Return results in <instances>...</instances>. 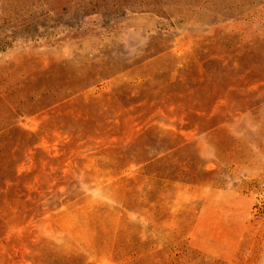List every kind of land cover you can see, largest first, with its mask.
<instances>
[{
  "label": "rangeland",
  "instance_id": "rangeland-1",
  "mask_svg": "<svg viewBox=\"0 0 264 264\" xmlns=\"http://www.w3.org/2000/svg\"><path fill=\"white\" fill-rule=\"evenodd\" d=\"M0 210V264H264V0H0Z\"/></svg>",
  "mask_w": 264,
  "mask_h": 264
},
{
  "label": "trees",
  "instance_id": "trees-1",
  "mask_svg": "<svg viewBox=\"0 0 264 264\" xmlns=\"http://www.w3.org/2000/svg\"><path fill=\"white\" fill-rule=\"evenodd\" d=\"M176 149H178V146L173 147L169 149V153H173ZM155 158L148 159L146 161H143L141 163H136V166H148L151 165L154 162ZM116 162V161H115ZM118 162V161H117ZM120 178L119 176L114 177L113 179L118 180ZM13 215L16 219L17 222H19V227L17 228L18 230H24L27 229L28 226L30 225L31 221H41L44 219L46 216H51L56 210H45V209H37L35 207H16L12 209ZM4 212L0 210V232L1 230L4 229L5 227V220L2 218V214ZM4 223V224H3Z\"/></svg>",
  "mask_w": 264,
  "mask_h": 264
}]
</instances>
